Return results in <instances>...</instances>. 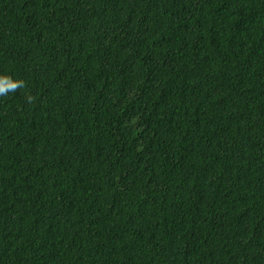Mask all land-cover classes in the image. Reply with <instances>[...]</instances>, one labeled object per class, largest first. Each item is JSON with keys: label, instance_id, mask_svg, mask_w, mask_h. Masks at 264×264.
Returning <instances> with one entry per match:
<instances>
[{"label": "trees", "instance_id": "16d2710c", "mask_svg": "<svg viewBox=\"0 0 264 264\" xmlns=\"http://www.w3.org/2000/svg\"><path fill=\"white\" fill-rule=\"evenodd\" d=\"M0 74V264H264V0H0Z\"/></svg>", "mask_w": 264, "mask_h": 264}, {"label": "clouds", "instance_id": "9594fccd", "mask_svg": "<svg viewBox=\"0 0 264 264\" xmlns=\"http://www.w3.org/2000/svg\"><path fill=\"white\" fill-rule=\"evenodd\" d=\"M27 87V82L23 79H13L10 75L0 74V97L7 96L9 93L17 92ZM26 102L32 104L35 102V97L30 93H25Z\"/></svg>", "mask_w": 264, "mask_h": 264}]
</instances>
